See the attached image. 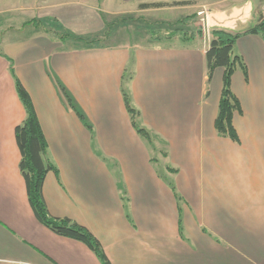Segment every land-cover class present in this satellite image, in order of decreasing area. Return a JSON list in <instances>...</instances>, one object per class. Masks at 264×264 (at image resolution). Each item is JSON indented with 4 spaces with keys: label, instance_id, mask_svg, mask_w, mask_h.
<instances>
[{
    "label": "crops",
    "instance_id": "0c3cea01",
    "mask_svg": "<svg viewBox=\"0 0 264 264\" xmlns=\"http://www.w3.org/2000/svg\"><path fill=\"white\" fill-rule=\"evenodd\" d=\"M203 6L209 31L200 34ZM131 14L151 25L189 16L193 33L155 36ZM263 17L264 0H0V264H103L33 212L14 134L26 113L10 67L56 168L42 184L48 212L87 228L110 264H264V38L243 33L233 45L245 63L231 76L237 140L214 127L223 68L208 80L205 63L213 28L243 32Z\"/></svg>",
    "mask_w": 264,
    "mask_h": 264
},
{
    "label": "trees",
    "instance_id": "16d2710c",
    "mask_svg": "<svg viewBox=\"0 0 264 264\" xmlns=\"http://www.w3.org/2000/svg\"><path fill=\"white\" fill-rule=\"evenodd\" d=\"M163 4L165 3H144L141 4V6H161ZM243 33L259 34L264 38V17L243 32L233 33L221 27L213 28L211 30V39L205 53L208 80H210L215 68H223L221 93L218 101L217 114L214 119V127L219 135L227 136L233 140L238 139L236 129L233 125V114L235 112H240L241 108L237 97L231 90V76L238 66L245 72V63L239 55L233 53V45L235 40ZM85 41L89 44L95 42L94 40ZM10 68L14 76L17 94L26 113L23 121L17 124L14 129L15 140L20 152L18 166L25 180L28 201L35 216L55 233L87 244L100 258L103 264H110L101 244L87 228L67 217H54L48 212L42 195V184L45 174L49 170L56 171V168L48 157L47 142L37 119L30 96L21 82L15 77L12 67ZM131 77L132 74L129 72L126 76V81L131 79ZM61 89L68 104L75 109L78 115L84 120L83 115L75 108L70 96L64 91L62 86ZM122 91L124 103L130 115L133 127L138 134L151 144L153 140L151 133L142 127L137 120L139 111L131 104L128 91L124 88ZM84 123L90 127L85 121ZM167 183L175 193L176 198L180 200V196L175 192L174 185L171 182Z\"/></svg>",
    "mask_w": 264,
    "mask_h": 264
},
{
    "label": "rangeland",
    "instance_id": "374dc122",
    "mask_svg": "<svg viewBox=\"0 0 264 264\" xmlns=\"http://www.w3.org/2000/svg\"><path fill=\"white\" fill-rule=\"evenodd\" d=\"M132 15L133 14H131V16ZM132 17H134V19L136 20L137 25L142 26L145 24L146 26H148L150 28V32L152 33V35L154 34L155 36H160V37L165 36L166 37L169 34H173V35H178V36H180V38L183 39V38H186L187 36H189L190 34L193 33L191 31L192 28L190 27V25H191L190 23H192L193 20H192V17H189V16H185L181 20H175L173 22L162 21V22L153 23L152 25L150 23L146 24V20L144 18H141L140 16H132ZM195 17H196V26H195L194 31L201 34L206 29H204V27L199 23L196 15H195ZM125 18H128V17H125ZM125 18L123 17L122 19H125ZM119 20H121V18L113 19L112 23L117 24L119 22ZM140 22L142 24H140ZM107 35L104 38H103V36H101V40H100L101 44H105V43L111 41V36L110 35L107 36ZM96 41H98V40H96Z\"/></svg>",
    "mask_w": 264,
    "mask_h": 264
},
{
    "label": "built area",
    "instance_id": "2783aa9c",
    "mask_svg": "<svg viewBox=\"0 0 264 264\" xmlns=\"http://www.w3.org/2000/svg\"><path fill=\"white\" fill-rule=\"evenodd\" d=\"M209 13H210V9L205 6L201 7L200 9L196 11L197 19L199 23L204 27V29H206L204 30L205 32L209 31V22H208Z\"/></svg>",
    "mask_w": 264,
    "mask_h": 264
}]
</instances>
